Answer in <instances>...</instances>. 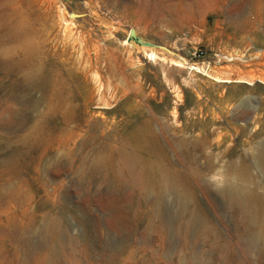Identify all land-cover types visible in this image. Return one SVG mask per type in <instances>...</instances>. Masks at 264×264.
I'll return each instance as SVG.
<instances>
[{"label": "rangeland", "instance_id": "rangeland-1", "mask_svg": "<svg viewBox=\"0 0 264 264\" xmlns=\"http://www.w3.org/2000/svg\"><path fill=\"white\" fill-rule=\"evenodd\" d=\"M49 2L55 26L34 20L48 16L35 5L25 16L57 38L64 10L77 43L96 42L103 94L118 111L93 105L113 121L111 138L78 136L63 149L46 135L36 92L12 101L0 89V264H264V0ZM241 15L253 27L236 28ZM131 29L157 59L129 41ZM234 51L245 60L229 62ZM10 104L25 113L16 120ZM124 112L131 133H158L178 170L190 144V184L168 179L164 191L141 164L131 170L130 150L117 148ZM225 177L253 201L245 195L233 211L219 190Z\"/></svg>", "mask_w": 264, "mask_h": 264}, {"label": "bare ground", "instance_id": "bare-ground-1", "mask_svg": "<svg viewBox=\"0 0 264 264\" xmlns=\"http://www.w3.org/2000/svg\"><path fill=\"white\" fill-rule=\"evenodd\" d=\"M49 1L0 0V89L2 88V94L12 101H17V99H27L26 96H29L28 94L32 91L36 92L44 103L43 124H45L46 135L50 140L55 138L60 148L64 149L80 136L85 142L110 139L113 121L107 119L106 113L96 115L91 112L93 105L109 111L113 109L115 112L118 111L103 94L104 82L100 66L93 61L97 55L93 58L91 54L92 51L97 50L96 42L92 44L79 39L78 44V36L75 38L70 28L74 23L66 19L64 10H60L59 17L63 23L64 36L52 38L49 33V35L45 33L47 36H44L41 30L38 31L33 23L35 19L36 21L46 19L47 26L48 24L55 26L54 16L52 17L49 11L52 9ZM32 5H35L39 11L48 13V16L43 15V18L40 14L35 16L34 20L29 19L24 14L25 6L32 7ZM259 9L262 10L261 7ZM233 25L236 28H251L254 20L253 17L241 15ZM141 50L153 59H157L160 55V52L154 48L144 47ZM80 53L84 56L82 61L78 60ZM226 59L229 62L245 60L238 51L231 52ZM9 107L16 120L20 113H25L15 109L11 104ZM121 116L122 120L118 122V128L122 126L121 128L126 129L127 133L122 136L117 148H120L118 152L125 147L130 150L122 159L131 163L130 168L133 172L140 171L136 164H141L151 181L158 184L164 191L169 188L168 179L190 184L193 178L192 169L185 165L188 164L187 159L190 161L194 155L190 144L183 141L185 164L181 163L183 168L178 170L175 167L176 162L171 159L168 149L160 142L156 131L150 128L147 132L135 130L131 133L127 123L129 115L124 112ZM208 139L206 137L203 141L206 142ZM155 142H157L156 148ZM114 151V146L110 145L104 156H98L95 165L100 168ZM225 158L227 159L226 155ZM228 161L230 164L227 171L237 178L236 173H240L243 169L241 163L234 162L235 159L232 156L228 158ZM143 174L145 175L144 172ZM219 190L233 211L239 208L245 195L250 198L249 203L254 198L252 193L245 192V194L240 184L229 180L228 177L221 182ZM187 224L190 225V222ZM187 224L183 222L179 231L186 230Z\"/></svg>", "mask_w": 264, "mask_h": 264}, {"label": "water", "instance_id": "water-1", "mask_svg": "<svg viewBox=\"0 0 264 264\" xmlns=\"http://www.w3.org/2000/svg\"><path fill=\"white\" fill-rule=\"evenodd\" d=\"M129 41H133L140 46H146V47H152V48L157 47L156 45L150 42H146L142 38L138 37L135 29H131L130 35H129Z\"/></svg>", "mask_w": 264, "mask_h": 264}, {"label": "built area", "instance_id": "built-area-1", "mask_svg": "<svg viewBox=\"0 0 264 264\" xmlns=\"http://www.w3.org/2000/svg\"><path fill=\"white\" fill-rule=\"evenodd\" d=\"M200 54H202V52H200Z\"/></svg>", "mask_w": 264, "mask_h": 264}]
</instances>
